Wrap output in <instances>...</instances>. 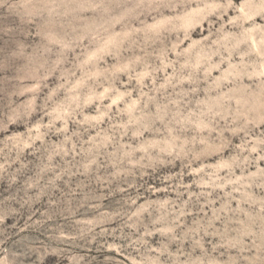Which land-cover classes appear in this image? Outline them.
Masks as SVG:
<instances>
[{
  "label": "rangeland",
  "instance_id": "374dc122",
  "mask_svg": "<svg viewBox=\"0 0 264 264\" xmlns=\"http://www.w3.org/2000/svg\"><path fill=\"white\" fill-rule=\"evenodd\" d=\"M0 264H264V0H0Z\"/></svg>",
  "mask_w": 264,
  "mask_h": 264
},
{
  "label": "bare ground",
  "instance_id": "6f19581e",
  "mask_svg": "<svg viewBox=\"0 0 264 264\" xmlns=\"http://www.w3.org/2000/svg\"><path fill=\"white\" fill-rule=\"evenodd\" d=\"M251 14H252V13H251ZM254 31H256V30L254 29ZM258 31H259L258 33L263 32V28L259 29ZM256 32H257V31H256ZM253 35H254V33H253ZM257 47H258V46H257Z\"/></svg>",
  "mask_w": 264,
  "mask_h": 264
}]
</instances>
